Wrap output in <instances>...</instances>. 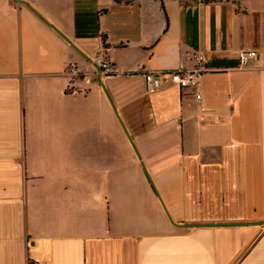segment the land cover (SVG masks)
Masks as SVG:
<instances>
[{
  "label": "crops",
  "instance_id": "0c3cea01",
  "mask_svg": "<svg viewBox=\"0 0 264 264\" xmlns=\"http://www.w3.org/2000/svg\"><path fill=\"white\" fill-rule=\"evenodd\" d=\"M261 222L264 0H0V264H264Z\"/></svg>",
  "mask_w": 264,
  "mask_h": 264
},
{
  "label": "built area",
  "instance_id": "2783aa9c",
  "mask_svg": "<svg viewBox=\"0 0 264 264\" xmlns=\"http://www.w3.org/2000/svg\"><path fill=\"white\" fill-rule=\"evenodd\" d=\"M257 58V53L253 50L242 51L238 54L239 67L246 68L251 61ZM95 65L103 74L113 72L110 62L97 58L94 61ZM206 58L202 54H197L193 57V67L191 69H177L173 71L151 70L143 73L144 83L148 91L158 90L163 83L169 82L179 89H190L194 91V97L200 98L199 86L203 74L208 70L205 67ZM67 75L77 77L80 74L78 67L75 64H70L67 68ZM27 264H50L41 261H28Z\"/></svg>",
  "mask_w": 264,
  "mask_h": 264
},
{
  "label": "water",
  "instance_id": "95a60500",
  "mask_svg": "<svg viewBox=\"0 0 264 264\" xmlns=\"http://www.w3.org/2000/svg\"><path fill=\"white\" fill-rule=\"evenodd\" d=\"M15 1V0H14ZM20 2H22V1H20ZM95 68V70H96V72H100V70L98 69V67H94ZM150 183H151V185L153 186V184H152V182H151V180H150ZM163 206V205H162ZM165 213H166V215H167V212L165 211ZM167 217H168V220L172 223V221H171V219H170V217L167 215ZM260 224H264V222H261Z\"/></svg>",
  "mask_w": 264,
  "mask_h": 264
}]
</instances>
